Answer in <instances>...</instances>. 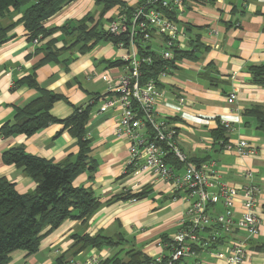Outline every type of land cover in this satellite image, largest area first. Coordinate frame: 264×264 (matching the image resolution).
<instances>
[{
  "label": "crops",
  "instance_id": "0c3cea01",
  "mask_svg": "<svg viewBox=\"0 0 264 264\" xmlns=\"http://www.w3.org/2000/svg\"><path fill=\"white\" fill-rule=\"evenodd\" d=\"M123 1L131 7L140 2ZM102 7L96 0H74L45 22L47 28L56 30L37 44L29 41L24 24L18 22L24 8L3 20L6 25L15 24L9 32L10 39L0 46V125L13 118L14 106H24L38 96V91L28 85L14 89L13 85L44 57L42 52H36L37 47L55 40L57 48L64 47L59 62L40 65L36 80L41 87L64 96L51 108V114L57 118L64 119L75 107L93 103L86 135L91 140L90 155L97 169L92 173L81 172L73 184L90 188L103 203L85 222L66 219L43 238L37 252L31 255L23 250L14 252L9 264H71L69 261L84 260L93 254L101 260L117 254L128 262L131 259L128 252L133 247L150 257L165 255L169 251L161 244L162 236L173 238L189 206L185 194L172 198L174 193L167 183L132 166L127 139L118 136L115 130L121 116L120 106L115 104L104 112L101 110L106 100L117 96L113 87L125 73L124 65L111 66L110 62L121 59L130 48L101 41L82 51V43H76L77 33L65 34L61 29L92 15L94 19L88 25L92 27L99 21L105 30L121 7L115 5L100 18ZM179 19L190 27L184 46L191 49L189 38L191 41L197 38L202 49L195 51L193 58L176 60L166 75L158 76L162 96L155 106L156 114L176 123L177 142L189 160L215 161L219 180L229 185L240 187L253 181L261 188V233L249 241V250L254 252L248 264H264V131L256 117L246 113L256 106L264 109V87L253 83L247 69L249 65L264 63V0H189ZM156 38L160 40L159 46H164L163 38L153 39ZM148 44L155 50L153 41ZM232 92L237 94V99L229 103L227 98ZM222 121L233 126L226 134L225 146L213 135ZM241 140H246L254 153H238L235 145ZM19 145L30 154L55 162H64L69 156L73 161L79 151L77 139L60 123H53L32 136H0V176L14 182L20 193L34 190L35 181L22 169L2 160L4 149ZM144 187L152 190L149 197L107 203L126 190L136 192ZM235 206L239 215L240 201ZM212 211L222 212L223 206L216 203ZM76 234L123 235L130 242L121 241L101 249L87 247L74 255L71 248L76 243L73 238ZM244 235L236 230L221 237ZM220 244L222 240L212 250ZM195 257L206 264H217L212 254L199 248ZM194 261L191 258L184 263L194 264Z\"/></svg>",
  "mask_w": 264,
  "mask_h": 264
},
{
  "label": "trees",
  "instance_id": "16d2710c",
  "mask_svg": "<svg viewBox=\"0 0 264 264\" xmlns=\"http://www.w3.org/2000/svg\"><path fill=\"white\" fill-rule=\"evenodd\" d=\"M73 1L0 0V46L10 39L9 32L15 24L13 22L6 25L3 20L12 18L16 11L24 8L23 15L18 22L24 24L29 41L34 42L36 38L41 41L56 30L55 28H47L44 25L45 22ZM195 1L205 2V0ZM96 2L103 6L100 18L115 5H120L129 13H132L136 7L128 6L123 0H96ZM163 11L166 16L180 26L182 25L186 32L189 30V25L180 21L179 16L181 14L178 11L169 12L167 9ZM93 19L92 15H88L75 23L74 26H63L61 29L65 34L77 33L76 43H82L80 48L82 51L101 41H111L115 45L124 43V47L130 48V37L126 33L122 35L111 34L99 25V21L90 27L87 22ZM151 34L152 37L155 35L152 30ZM156 36L162 37L158 34ZM194 39L191 41L189 38L191 49L173 47L174 57L167 60L150 47L148 43L152 39L146 40L142 35L138 36L135 43L139 57L141 59L150 58V61L141 63V82H147L151 79L158 82V76L162 72H167L169 67H173L176 60L185 57L193 58L195 51L202 49V43L199 42V39ZM89 42L91 44H88ZM63 49L64 47L57 48L53 39L37 47L36 52H42L44 57L32 68L31 72L14 82L13 89L21 85H28L37 90L39 94L24 106H14L13 118L0 125V136L3 138L15 135L32 136L53 123H60L77 139L79 151L73 161L69 156L64 162H55L28 153L22 145L3 150V162L22 169L26 175L35 181L36 188L27 193H20L14 182L0 176V264H9L12 254L18 250H23L28 255L37 252L43 238L57 229L66 219H78L85 222L103 205L90 188L78 187L73 184L74 179L81 172L88 170L89 173H92L97 169L96 162L90 155L91 140L86 135V125L91 116L93 103L84 107H75L71 115L64 119L57 118L51 114V108L55 102L63 99L64 96L41 87L36 80V69L48 62H59ZM110 65L126 66L127 62L117 59L110 62ZM247 69L252 76L253 83L264 87V63L249 65ZM246 113L254 115L259 128L264 131V109L256 106ZM228 132L229 130L222 123H219L218 129L214 131L213 135L217 141H221L222 146H225ZM166 160L177 170H182L183 164L173 154L170 153ZM194 162L200 163L202 161ZM132 166L134 165L132 164ZM151 193L152 190L149 187H144L136 192L126 190L112 197L107 203L118 200L143 199L149 197ZM173 193L172 198L182 194L180 191ZM212 228L220 229L218 225H213L206 228L205 231L211 234L214 232ZM73 238L76 239V243L71 248L74 250V255L87 247L101 249L104 246L120 244L121 241L130 242L123 235L114 237L102 234L94 236L76 234ZM223 239L224 237H220L218 240ZM161 241L169 250L171 238L163 235ZM216 243H213V247ZM128 253L131 256L128 262H124L117 254H114L107 259L100 260L98 264H146L153 259V257L134 247ZM60 259L61 257L57 260ZM73 261L83 260L69 262L73 264Z\"/></svg>",
  "mask_w": 264,
  "mask_h": 264
},
{
  "label": "built area",
  "instance_id": "2783aa9c",
  "mask_svg": "<svg viewBox=\"0 0 264 264\" xmlns=\"http://www.w3.org/2000/svg\"><path fill=\"white\" fill-rule=\"evenodd\" d=\"M189 0H140L132 13L120 8L109 21L105 29L111 34L130 37V52L121 59L127 62L125 73L119 78L113 89L116 97L106 100L102 111L118 104L121 116L116 126V134L127 139L131 164L141 173H146L167 183L173 192L185 194L189 206L181 218V228L171 239L168 254L153 257L146 264H185L189 258H194V264H206L203 259L195 257L199 248L209 252L218 264H248L254 251L249 250V241L261 233V218L259 215V198L261 188L249 181L235 187L220 181V172L215 161L193 162L180 148L177 137L176 123L169 118L158 117L155 106L162 96L157 81L140 80V67L143 61L137 53L135 43L138 36L146 40L153 39L156 34L164 38L163 59H173V47L186 48L184 39L186 31L177 22L165 15L163 10L178 11L186 8ZM152 32L155 35L152 37ZM34 44L39 43L36 38ZM117 46L124 47V43ZM162 72L160 75H166ZM237 94H229L227 101L234 103ZM222 124L232 130L229 122ZM241 155L254 153L253 147L241 140L236 145ZM183 164L182 170L167 162L169 154ZM249 175V174H248ZM240 201L241 211L236 215V202ZM220 203L223 211L215 213L212 206ZM213 212V213H212ZM218 225L219 230L207 233L206 228ZM244 232V236L224 238L215 251L212 250L223 234L234 231ZM161 244L162 241H161ZM166 248V246L163 244ZM101 257L93 254L83 261H73V264H98Z\"/></svg>",
  "mask_w": 264,
  "mask_h": 264
},
{
  "label": "rangeland",
  "instance_id": "374dc122",
  "mask_svg": "<svg viewBox=\"0 0 264 264\" xmlns=\"http://www.w3.org/2000/svg\"><path fill=\"white\" fill-rule=\"evenodd\" d=\"M157 37V36H156ZM160 37V36H158ZM156 39H158V41H155ZM156 39H152L151 41H153V48H155V50L158 52V53H163L164 51V46H159L158 42H160L159 38H156ZM155 41V42H154ZM190 260V258L188 259Z\"/></svg>",
  "mask_w": 264,
  "mask_h": 264
}]
</instances>
